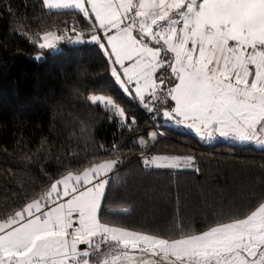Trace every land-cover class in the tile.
Segmentation results:
<instances>
[{
	"label": "snow or ice",
	"instance_id": "1",
	"mask_svg": "<svg viewBox=\"0 0 264 264\" xmlns=\"http://www.w3.org/2000/svg\"><path fill=\"white\" fill-rule=\"evenodd\" d=\"M42 3L76 9L87 31L65 24L63 33L40 37V50H55L60 41L94 43L118 91L162 128H184L200 142L222 138L264 148V0ZM86 100L106 110L109 122L128 121L136 130V117L109 92ZM163 135L151 131L148 138ZM137 143L146 169L198 172L192 156L148 154L143 136ZM119 163L90 162L49 177L42 191L0 219V264H147L145 257L161 255L175 257L174 264H264V198L243 215H217L200 232L129 230L104 215L108 177Z\"/></svg>",
	"mask_w": 264,
	"mask_h": 264
},
{
	"label": "trees",
	"instance_id": "2",
	"mask_svg": "<svg viewBox=\"0 0 264 264\" xmlns=\"http://www.w3.org/2000/svg\"><path fill=\"white\" fill-rule=\"evenodd\" d=\"M74 23L87 31L76 9L0 0V219L42 191L49 177L104 160L120 161L108 177L105 219L129 230L167 237L200 232L217 215H243L264 198V149L222 140L206 144L171 124L162 128L118 91L94 43L60 41L55 55L38 48L43 33H63ZM38 53L42 62L30 59ZM94 91L117 98L136 117V130L128 121L109 122L106 110L86 100ZM151 131L165 135L153 141ZM140 136L148 154L192 156L198 172L146 169Z\"/></svg>",
	"mask_w": 264,
	"mask_h": 264
},
{
	"label": "water",
	"instance_id": "3",
	"mask_svg": "<svg viewBox=\"0 0 264 264\" xmlns=\"http://www.w3.org/2000/svg\"><path fill=\"white\" fill-rule=\"evenodd\" d=\"M68 45L71 46V47H78V46L83 45V43H81V44L68 43ZM61 50H62L61 47L58 45L55 50H50V55L58 54ZM38 55L41 56V59H39V60L35 59V57L38 56ZM30 59L33 60V61H36V62H42L44 60V55L42 53H38V54L32 55L30 57ZM81 247H84V246H81Z\"/></svg>",
	"mask_w": 264,
	"mask_h": 264
},
{
	"label": "bare ground",
	"instance_id": "4",
	"mask_svg": "<svg viewBox=\"0 0 264 264\" xmlns=\"http://www.w3.org/2000/svg\"><path fill=\"white\" fill-rule=\"evenodd\" d=\"M147 264H153L154 261L158 262V264H170L171 261H167L162 257H145Z\"/></svg>",
	"mask_w": 264,
	"mask_h": 264
},
{
	"label": "rangeland",
	"instance_id": "5",
	"mask_svg": "<svg viewBox=\"0 0 264 264\" xmlns=\"http://www.w3.org/2000/svg\"><path fill=\"white\" fill-rule=\"evenodd\" d=\"M52 9H56V8H52ZM68 9H74V8H68ZM50 31H52V32H56V31H54V30H50ZM49 32V31H48ZM43 34H45V33H43ZM42 34V35H43ZM43 42V41H42ZM89 95H91V94H89ZM183 129V128H182ZM222 141H225V140H222ZM230 142H232V141H230ZM232 143H236V144H244V143H238V142H232ZM253 145H255L256 147H258V148H260V149H264V148H261L260 146H258L257 144H255V143H252ZM181 168H183V167H181ZM85 247V246H84ZM163 256V255H162ZM162 258H165L167 261H171L170 262V264H174V262H175V260H176V258L175 257H166V256H164V257H162Z\"/></svg>",
	"mask_w": 264,
	"mask_h": 264
},
{
	"label": "crops",
	"instance_id": "6",
	"mask_svg": "<svg viewBox=\"0 0 264 264\" xmlns=\"http://www.w3.org/2000/svg\"><path fill=\"white\" fill-rule=\"evenodd\" d=\"M41 42H42V40H41ZM182 129V128H181ZM184 129V128H183ZM184 130H186V129H184ZM188 131V130H187ZM217 140H223L222 138H216V139H213V140H211V141H208V142H203V143H206V144H208V143H212V142H214V141H217ZM158 257H164V256H158Z\"/></svg>",
	"mask_w": 264,
	"mask_h": 264
},
{
	"label": "built area",
	"instance_id": "7",
	"mask_svg": "<svg viewBox=\"0 0 264 264\" xmlns=\"http://www.w3.org/2000/svg\"><path fill=\"white\" fill-rule=\"evenodd\" d=\"M75 24L77 25V27H79L77 23H75ZM72 25H73V24H72Z\"/></svg>",
	"mask_w": 264,
	"mask_h": 264
}]
</instances>
